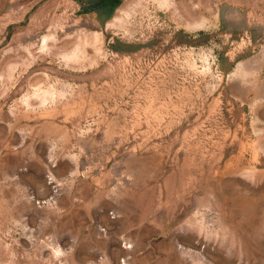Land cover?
Here are the masks:
<instances>
[{"label":"rangeland","instance_id":"rangeland-1","mask_svg":"<svg viewBox=\"0 0 264 264\" xmlns=\"http://www.w3.org/2000/svg\"><path fill=\"white\" fill-rule=\"evenodd\" d=\"M0 264H264V0H0Z\"/></svg>","mask_w":264,"mask_h":264},{"label":"crops","instance_id":"crops-1","mask_svg":"<svg viewBox=\"0 0 264 264\" xmlns=\"http://www.w3.org/2000/svg\"><path fill=\"white\" fill-rule=\"evenodd\" d=\"M141 1V0H139ZM142 22L139 21V29L140 31L138 32V39L137 41H134V54H146V53H152L154 49H156V45L158 44L160 39H155L152 37L150 33H147L144 29L141 30L142 28ZM144 28V27H143ZM199 30V28L197 29ZM179 36H182V33H178ZM166 37V36H165ZM163 38V37H162ZM147 39V41H145ZM167 39V37H166ZM138 43V44H137Z\"/></svg>","mask_w":264,"mask_h":264}]
</instances>
